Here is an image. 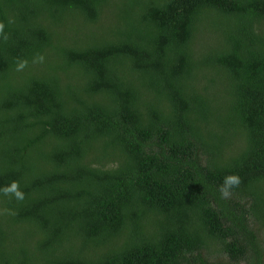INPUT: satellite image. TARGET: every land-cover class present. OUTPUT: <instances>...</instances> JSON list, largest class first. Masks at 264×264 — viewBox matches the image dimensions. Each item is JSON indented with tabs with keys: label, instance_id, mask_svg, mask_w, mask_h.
<instances>
[{
	"label": "trees",
	"instance_id": "trees-1",
	"mask_svg": "<svg viewBox=\"0 0 264 264\" xmlns=\"http://www.w3.org/2000/svg\"><path fill=\"white\" fill-rule=\"evenodd\" d=\"M12 182L0 264H264V0H0Z\"/></svg>",
	"mask_w": 264,
	"mask_h": 264
},
{
	"label": "clouds",
	"instance_id": "clouds-1",
	"mask_svg": "<svg viewBox=\"0 0 264 264\" xmlns=\"http://www.w3.org/2000/svg\"><path fill=\"white\" fill-rule=\"evenodd\" d=\"M25 62H22L19 67L23 68ZM240 183L239 177L238 176H228L225 179V183L221 188V193L223 196H228L230 194V189L233 188L234 186H237ZM4 194H9L12 193L15 195L17 199H23V193L19 190L17 182H12L10 186L3 188L2 190Z\"/></svg>",
	"mask_w": 264,
	"mask_h": 264
}]
</instances>
